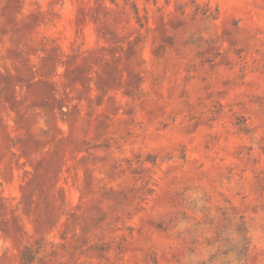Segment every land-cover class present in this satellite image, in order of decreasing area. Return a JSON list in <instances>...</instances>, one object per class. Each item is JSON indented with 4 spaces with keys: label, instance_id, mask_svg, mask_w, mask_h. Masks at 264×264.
<instances>
[{
    "label": "rangeland",
    "instance_id": "1",
    "mask_svg": "<svg viewBox=\"0 0 264 264\" xmlns=\"http://www.w3.org/2000/svg\"><path fill=\"white\" fill-rule=\"evenodd\" d=\"M0 264H264V0H0Z\"/></svg>",
    "mask_w": 264,
    "mask_h": 264
},
{
    "label": "trees",
    "instance_id": "2",
    "mask_svg": "<svg viewBox=\"0 0 264 264\" xmlns=\"http://www.w3.org/2000/svg\"><path fill=\"white\" fill-rule=\"evenodd\" d=\"M4 125L2 119L0 118V127ZM33 260V253L31 250V247H25V249L22 252V262L21 264H30Z\"/></svg>",
    "mask_w": 264,
    "mask_h": 264
}]
</instances>
